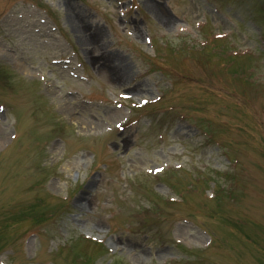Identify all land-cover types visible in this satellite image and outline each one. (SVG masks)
<instances>
[{
    "label": "rangeland",
    "instance_id": "rangeland-1",
    "mask_svg": "<svg viewBox=\"0 0 264 264\" xmlns=\"http://www.w3.org/2000/svg\"><path fill=\"white\" fill-rule=\"evenodd\" d=\"M27 1H15L0 16V42L8 45L11 55L4 57L0 52V60L7 63V72L18 75V84L6 83L11 89L2 87L0 80V136L4 134V139H0V190L5 189L0 220L14 208L30 206L38 195L57 196L63 201L60 205L65 202V206L39 226L9 223L3 228L0 223V237L5 236L7 244L0 253V264H71L74 256L69 244L73 237L77 252L91 258L78 254L80 263L110 264L114 253L127 256L131 264H160L176 257L188 263L198 264L203 259L211 264L215 256L221 261L216 262L232 263L233 248L216 243L222 230L229 227L222 221L228 216L212 214L215 202L207 196L203 218L180 217L177 203L166 208L162 203L156 207L163 219L165 213L176 216L170 230L168 220L154 234L122 228L126 217L135 218L131 211L137 204L149 201L143 193L146 185H153L166 197L186 193L192 198L196 193L191 183L199 178L206 181L211 176L220 185L229 181L226 177L233 167L226 165V149H219L212 144L214 141L205 147L209 139L201 132L196 118L200 112L205 119L207 113L200 111L202 104L190 100L192 93L199 101H214L216 94L209 88L213 91L212 85L220 88L224 85L220 74L214 72L216 67L208 70L196 67L191 74L183 69L186 76L193 78L188 85L178 73L174 77L157 71L149 75L152 64L146 57L159 44V37L174 41L183 34L177 33V27L186 24L190 30L196 29L195 22L212 15L211 9L203 7L206 0H133L131 5L138 8L131 9V0ZM224 14L238 25L236 17L240 18L241 13L225 10ZM217 19L224 24L223 19ZM245 35L241 48L248 50L244 68L248 74H254L256 69H263L264 55L253 59L252 47L263 40L255 36L254 30ZM23 61L33 66L35 76H26V71L17 64ZM116 62L119 69H113ZM227 63L219 67L226 69ZM117 70L123 74L120 81L112 79ZM47 82L73 100L70 106L79 111L78 120L58 109L45 91ZM131 86H136V93L126 92L133 89L128 88ZM182 87L185 89L180 91ZM220 88L216 90H226ZM181 93L183 96L178 100ZM160 95L156 105L134 111L144 100ZM10 97L17 105V115L7 104ZM260 103L252 101L254 107L264 109V101ZM120 109L123 116L110 121L108 129L84 130L82 122L87 118L106 122L110 120L106 119L108 112ZM230 110L231 107L225 109L226 113ZM38 113L41 114L37 118ZM211 117L212 121L219 118L227 121ZM60 123L72 128L56 131ZM21 127L28 131H24L22 138L14 139ZM245 151L253 149L246 147ZM180 164L182 167L176 169ZM209 169L212 171L202 173ZM240 169L237 166L235 171ZM173 170L177 180L168 184L165 181ZM259 170L264 178V169ZM6 176L9 179L2 182ZM139 176L150 177L151 183L146 180V185L141 184ZM252 180L258 186L255 191L258 207L254 213L257 223L263 224L264 183L254 173ZM127 191L133 195L128 201L124 198ZM247 216L254 221L252 213ZM257 235L264 239V232ZM82 236L103 240L104 245ZM170 238L182 245L207 249L183 253L182 247L168 241Z\"/></svg>",
    "mask_w": 264,
    "mask_h": 264
},
{
    "label": "bare ground",
    "instance_id": "bare-ground-1",
    "mask_svg": "<svg viewBox=\"0 0 264 264\" xmlns=\"http://www.w3.org/2000/svg\"><path fill=\"white\" fill-rule=\"evenodd\" d=\"M0 51L4 52L6 54V52L0 47ZM22 69H24L25 71H27L28 73H30L31 75L34 74L33 70L30 68L29 65L26 64H20L19 65ZM120 65L116 62L114 65L113 69H119ZM125 78V76H124ZM112 79L114 81H120L123 79V74L121 70H117L116 72H114V75L112 76ZM133 89H131V92H136L134 91L135 87H132ZM136 90V89H135ZM45 91H47L53 98H54V102H56L57 104H59V108L61 111H63L65 114H67L71 119L76 120L78 119L77 117V113L78 110H76L77 108H71L70 105L73 104V100L71 98L65 97L63 96L60 92H58L55 87L54 84H46L45 87ZM108 117H110L108 121L106 122H100V121H92L91 119L87 118L86 120L88 122H83L82 126L84 128L85 131H91L92 129L96 130V132H101L106 128L107 124H110V121H114L117 119H120V117L123 116L122 111L117 110V111H110L107 113ZM84 124V125H83ZM4 136H0V139H3ZM83 203V201H82ZM88 203L86 202L85 205H87Z\"/></svg>",
    "mask_w": 264,
    "mask_h": 264
}]
</instances>
